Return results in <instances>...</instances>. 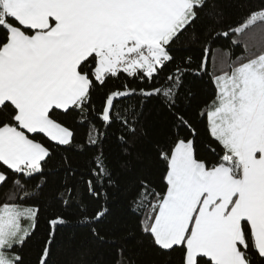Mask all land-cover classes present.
I'll use <instances>...</instances> for the list:
<instances>
[{
  "label": "snow or ice",
  "instance_id": "6c2138e0",
  "mask_svg": "<svg viewBox=\"0 0 264 264\" xmlns=\"http://www.w3.org/2000/svg\"><path fill=\"white\" fill-rule=\"evenodd\" d=\"M202 16L221 22L220 0H0V189H6L0 200V264H25L22 249L40 214L38 205L25 202L47 184L57 149L83 152L91 146L98 153L86 190L96 198L103 194L105 204L85 223L100 244L117 245L115 264H142L130 240L136 246L147 242L163 257L143 264H264V0L248 7L241 24L213 29L209 37L230 38L243 49L238 56L217 50L212 57L213 98L199 115L221 146L215 163L200 155L197 129L181 107L185 75L208 73L209 47L194 71L176 63L173 54L180 36ZM190 63L187 57L184 64ZM169 64L174 70L157 79ZM120 73L156 84L137 89L125 83L99 96L97 109L100 87ZM134 96L141 98L138 104L122 103ZM152 97L177 130L170 146L154 149L165 165L164 189L152 187L149 159L135 176L129 202L139 217L138 231L101 234L94 225L110 215L105 189L119 184L99 146L106 129L119 123L126 132L119 141L129 154L134 139L147 135L140 116ZM80 127L86 129L83 144L77 143ZM180 128L190 137H181ZM64 163L71 168L67 157ZM121 167L129 169L130 161ZM36 176L40 182L29 187L26 181ZM75 195L67 184L56 192L66 207ZM65 223L60 216L49 221L52 227ZM53 237L50 232L39 264H49Z\"/></svg>",
  "mask_w": 264,
  "mask_h": 264
},
{
  "label": "trees",
  "instance_id": "16d2710c",
  "mask_svg": "<svg viewBox=\"0 0 264 264\" xmlns=\"http://www.w3.org/2000/svg\"><path fill=\"white\" fill-rule=\"evenodd\" d=\"M224 16L221 22H217L207 16H202L195 25L183 33L174 45V56L176 63L184 67L197 70L204 57L205 46L209 47L208 52V73L200 76L189 72L184 77V85L181 89V107L186 110V115L190 118L193 126L198 132V144L200 155L206 157L211 162H216V156L221 151V146L212 138L207 131L206 117H201L199 112L205 104L213 98L214 88L211 85L210 74L212 72V57L218 55L217 50H229L234 56L241 55V47H233L230 38L223 36L209 39L215 31H227L229 26L236 27L241 24L247 15L248 7L255 8L260 5L261 0H220ZM244 5V6H242ZM195 33L196 39H192ZM187 57H191L190 64H184ZM175 64H169L157 79H163L175 68ZM127 83L131 88H148L156 84L147 80H140L120 73L118 77L109 78L104 86L100 87L96 99V107H101L99 96L110 90L122 89V85ZM191 93V95H189ZM141 98L134 96L123 101L127 103H139ZM71 120V117H68ZM140 126L143 127L146 136L134 139L133 146L129 148V154L122 150L119 137L126 134L119 123L113 124L106 129L107 135L102 148L105 157L113 169L114 176L119 187L107 186L108 193L107 206L110 215L100 223L94 225L101 234H123L126 231H138L137 222L139 217L131 213L129 202L136 190L135 176L141 174L145 163L151 159L154 163L148 169L152 187L157 191L164 189L162 175L165 165L156 159L155 147L158 145L165 149L170 146L171 141L176 136V128L173 126L172 117L161 101L152 97L143 102V110L140 116ZM97 127H101L97 122ZM104 130V129H102ZM181 137H190V132L186 128L179 129ZM86 138V129H78L77 143L83 144ZM43 143H49L47 138L38 137ZM215 149V152L210 150ZM98 153L97 146L88 147L87 151H68L63 147L57 149L55 156L49 164L47 184L42 190L37 191L35 198L27 200L28 205H38L40 214L38 227L32 237L26 242L22 249L25 264H39V259L43 248L49 240L50 232H54V243L51 245V256L49 264H115L117 258V245L111 243L100 244L91 234L90 228L85 223V216H92L99 208L105 204L103 194L100 198L87 194L85 181L93 179L91 171L95 168L93 156ZM67 157L71 168L64 163ZM142 157L143 159H138ZM130 161V168L125 169L121 164ZM41 180L40 176L27 180L29 187L36 185ZM67 184L69 188L74 187L77 195L69 199L70 206H65L56 196L57 190L63 191V186ZM0 189V200H3V192ZM68 199V197H65ZM86 206V211H85ZM57 216L66 220L65 224L50 226L49 221ZM111 239V236H109ZM129 246H135L134 253L142 262L160 261L163 257H158L145 242L136 246L134 240H130ZM179 253L173 255V260H178Z\"/></svg>",
  "mask_w": 264,
  "mask_h": 264
}]
</instances>
